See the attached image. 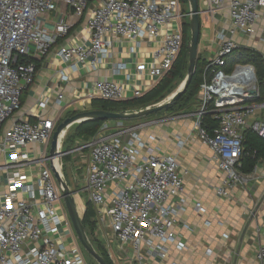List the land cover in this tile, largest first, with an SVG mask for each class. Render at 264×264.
Segmentation results:
<instances>
[{
  "label": "built area",
  "instance_id": "1",
  "mask_svg": "<svg viewBox=\"0 0 264 264\" xmlns=\"http://www.w3.org/2000/svg\"><path fill=\"white\" fill-rule=\"evenodd\" d=\"M59 6L69 10L70 17L48 28L46 19ZM221 9L230 21L216 32L217 51L209 63L210 77L200 84L193 129L212 150L224 175L215 193L227 197L234 185L245 181L238 169L241 128L254 110L250 100L256 95V77L252 64L227 66L226 56L239 47L233 38L237 32L263 39L264 0L199 2L200 15L208 19ZM85 14L89 43L68 42L56 52L71 72L78 71L79 64L95 71L118 38L131 42V50L152 40L155 46L150 60H139L135 72L158 79L180 53L183 22L189 17L180 0H0V264H87L61 205L62 188L52 171L53 167L57 170L55 158L59 161L64 155L61 142L55 155L48 154L59 118L39 115L31 121L15 116L21 108L23 88L35 78L32 59L45 56L57 38L69 34L74 20ZM126 67L118 62L113 71ZM59 75L68 80L63 70ZM125 90L123 84L107 79L94 83L97 98L123 100ZM132 94L137 97L142 92L135 88ZM61 98L59 93L55 103L60 104ZM48 102L45 98L39 106L44 108ZM256 107L264 109V101ZM206 113L217 121L211 133L201 126ZM250 127L264 138L263 120L253 121ZM141 128L143 124L116 122L110 127L105 122L93 137L78 145L76 150L86 154V176L78 191H73L83 192L80 197L84 204H92L96 225L107 224L119 246L131 248L137 264H143L145 255L166 259L172 246L186 248L174 230L186 203L177 158L162 153L154 143L155 136H142ZM178 142L184 144L182 139ZM194 210L205 211L199 201ZM214 223L223 226L222 220ZM205 253L212 251L206 249ZM255 257L258 264H264V244L258 246Z\"/></svg>",
  "mask_w": 264,
  "mask_h": 264
},
{
  "label": "crops",
  "instance_id": "2",
  "mask_svg": "<svg viewBox=\"0 0 264 264\" xmlns=\"http://www.w3.org/2000/svg\"><path fill=\"white\" fill-rule=\"evenodd\" d=\"M63 17H70V12L59 6L49 13L46 26L54 28L55 23ZM206 20H209V30L200 26L197 52L203 59L210 61L217 51L216 32L228 26L230 20L226 10L222 9ZM261 37L263 39H260V35L246 36L240 32L233 35L238 45L255 49L264 56V33ZM89 40L85 14L74 20L69 34L57 38L45 56L33 59L36 65L35 78L33 83L23 88L21 108L15 116L28 117L34 121L39 115H44L57 117L61 121L68 112L93 109L91 100L97 98L94 97V83L97 80L107 79L123 84L126 89L125 99L133 97L135 88L143 94L159 80L135 72V64L139 60H150V53L155 46L152 40H144L139 47L131 50V42L118 38L113 42L109 54L101 57L95 71L79 64L78 71L71 72L57 56L58 47L68 42L89 43ZM118 62L126 64L125 71H113ZM60 70L66 72L68 80L60 79ZM127 73L129 78L126 77ZM59 93L62 98L60 104H57L55 100ZM45 98L49 102L41 108L39 102ZM251 103L254 105L253 113L246 117L241 132L255 120L264 121V109L256 107L258 102ZM193 112L183 110L142 117L131 124H143L140 130L142 136L153 134L154 143L162 153L176 156L183 179V195L186 197L185 206L174 225L175 232L185 242L186 248L180 250L172 246L164 260L145 255L143 264H258L256 250L260 244H264V159L259 160L250 173L243 174L245 181L234 185L229 196L217 195L215 187L222 182L224 175L216 166L212 150L200 141L193 129ZM116 122L119 121L111 120L108 124L114 127ZM178 139H182L184 144L179 145ZM79 155L86 164V154L79 152ZM196 201L203 205L205 211L194 210ZM214 218L222 220L223 226L215 225ZM209 220L212 224L208 226L206 221ZM224 233L227 234L226 238ZM94 234L104 244L113 264H137L131 248L128 245L120 247L107 224L96 225ZM206 249H211L212 253L206 255ZM142 252L145 253L144 248Z\"/></svg>",
  "mask_w": 264,
  "mask_h": 264
},
{
  "label": "trees",
  "instance_id": "3",
  "mask_svg": "<svg viewBox=\"0 0 264 264\" xmlns=\"http://www.w3.org/2000/svg\"><path fill=\"white\" fill-rule=\"evenodd\" d=\"M199 1V0H198ZM183 10L189 11L188 1L180 0ZM200 38V37H199ZM189 40V22L188 17L183 22V42L180 53L178 54L175 62L170 70H168L157 83L147 92L141 96L132 97L130 99L123 100H108L102 98H93L91 100V106L93 108L106 109L115 112H125L128 109H142L148 105L155 104L165 98L172 90L176 81L184 79L185 72L188 64V51L186 43ZM27 61L28 58H24ZM30 60V59H29ZM33 60V59H32ZM31 60V61H32ZM227 66L233 61L250 63L254 66L256 77V95L250 100V102H263L264 101V56L259 51L239 46L235 48L230 54L226 56ZM34 62V60H33ZM210 61H207L201 57L197 52L195 70L191 77V80L177 99L166 108L157 111L154 114L179 112V111H191L192 108L199 106V89L200 84L206 78L208 79L211 74ZM36 66V65H35ZM228 70V69H227ZM212 106V105H211ZM76 112H70L67 116H70ZM154 114L145 116L143 118H149ZM137 118V119H141ZM116 121V120H113ZM124 121L122 123L124 124ZM60 122V121H59ZM108 121L99 120H87L80 123L71 125L73 127L71 134L67 137L65 142H75L77 139H82L83 142L93 137L102 127V125ZM125 125V124H124ZM202 128L211 133L217 126V121L213 118L211 113H206L202 117ZM242 154L239 158L238 169L242 174L250 173L257 162L264 159V138L255 132L252 128L247 127L242 131ZM69 149V148H68ZM75 198L78 214L80 220L92 242L95 249L103 256L107 264H113L108 252L102 243V241L95 236L96 229L95 212L92 204L86 202L84 205L78 202ZM72 226V225H71ZM73 229V227H72ZM74 231V230H73ZM78 240V239H77ZM79 242V241H78ZM80 243V242H79Z\"/></svg>",
  "mask_w": 264,
  "mask_h": 264
},
{
  "label": "water",
  "instance_id": "4",
  "mask_svg": "<svg viewBox=\"0 0 264 264\" xmlns=\"http://www.w3.org/2000/svg\"><path fill=\"white\" fill-rule=\"evenodd\" d=\"M189 8V40L186 43L188 51V64L186 75L182 81L180 87L176 88L170 95L161 101L146 106L145 108L131 111V112H115L106 109L93 108L88 110H83L76 112L70 116L63 118L56 126L50 141L49 156L55 155L58 151L59 135L61 132L65 131L73 124L80 123L87 120H99V121H111L116 120L122 122L123 120H129L134 118L145 117L150 114L156 113L157 111L166 108L168 105L172 104L177 97L184 92L187 88L191 77L195 70V62L197 57V48L200 37V10L198 0H187ZM252 93L255 90L251 91ZM60 153L65 154L67 152L61 151ZM52 171L54 177L61 185V193L65 203V208L73 230L76 234L78 241L83 247L84 251L89 254L97 264H107L105 259L99 252L95 249L92 244L78 214L77 206L75 203V198L73 192L70 190L69 186L63 179V177L58 173V171L53 167Z\"/></svg>",
  "mask_w": 264,
  "mask_h": 264
},
{
  "label": "rangeland",
  "instance_id": "5",
  "mask_svg": "<svg viewBox=\"0 0 264 264\" xmlns=\"http://www.w3.org/2000/svg\"><path fill=\"white\" fill-rule=\"evenodd\" d=\"M208 21L209 20H206L205 16L200 15V26L202 29L206 28V30H209L208 29L209 26L207 24ZM188 22H189V17H188ZM234 63H237V62H234ZM185 75H186V72H185ZM182 81H183V79L180 81L179 80L176 81L174 86L172 87V90L170 93H172L176 88H178L181 85ZM255 88H256V86H255ZM170 93L167 94L165 96V98L168 95H170ZM151 105H153V104H151ZM196 109H197V107L192 108L193 111H195ZM136 110H138V109H128V110H126V112H131V111H136ZM68 113H70V112H68ZM68 113H66L64 117H67ZM162 114L163 113L154 114L153 116H159ZM138 121L139 120H137V118L129 119V120H125L124 124L125 125H131V124H135ZM72 129H73V127H69L66 130L64 137L61 139L60 150L63 152H67V153H65L63 156L60 157L59 163H60L61 168H62L63 179L65 180V182L69 186L70 190L73 192V191H76L77 188L79 186H81L82 183L85 181V176H86L85 166H86V164L81 161L80 155H79V150H76L78 145L83 143L82 139H77V140H75V142H71V143H70V141L65 142L67 137L71 134ZM61 134H63V132H61ZM49 147H50V145H49ZM36 149H37V147H36ZM48 154H49V148H48ZM80 196H83V192H76V194H74V197L77 198L78 202L81 203L82 205H84L83 200H82L83 198H81ZM61 205H62L63 209H65V211H66L64 200H62ZM71 230H72V233L76 236L75 232L72 229V226H71ZM79 245L82 249L83 256H84L86 263L87 264H97V262L89 254H87L84 251V249L80 243H79Z\"/></svg>",
  "mask_w": 264,
  "mask_h": 264
},
{
  "label": "bare ground",
  "instance_id": "6",
  "mask_svg": "<svg viewBox=\"0 0 264 264\" xmlns=\"http://www.w3.org/2000/svg\"><path fill=\"white\" fill-rule=\"evenodd\" d=\"M182 84V83H181ZM180 87V86H179ZM64 135H65V131H63V134H61V135H59L60 137H59V141L61 142V139L64 137ZM54 165H55V167L57 168V170H58V172L61 174L62 172H61V170H60V163H59V161H57V159L55 158V160H54Z\"/></svg>",
  "mask_w": 264,
  "mask_h": 264
}]
</instances>
